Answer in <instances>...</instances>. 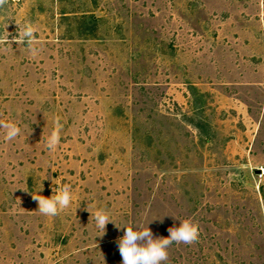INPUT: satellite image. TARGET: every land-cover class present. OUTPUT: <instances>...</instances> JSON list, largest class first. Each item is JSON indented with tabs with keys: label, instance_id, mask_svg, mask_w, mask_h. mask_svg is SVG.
<instances>
[{
	"label": "rangeland",
	"instance_id": "1",
	"mask_svg": "<svg viewBox=\"0 0 264 264\" xmlns=\"http://www.w3.org/2000/svg\"><path fill=\"white\" fill-rule=\"evenodd\" d=\"M0 41V123L21 128L0 127V264H121L101 207L158 237L196 222L167 264H264V0H7ZM65 183L40 214L29 192Z\"/></svg>",
	"mask_w": 264,
	"mask_h": 264
},
{
	"label": "clouds",
	"instance_id": "2",
	"mask_svg": "<svg viewBox=\"0 0 264 264\" xmlns=\"http://www.w3.org/2000/svg\"><path fill=\"white\" fill-rule=\"evenodd\" d=\"M7 0H0V8H3ZM7 28V25H5ZM19 39L14 37V42L23 44L33 56L37 55L39 49L36 47V29L31 22H25L16 35ZM4 41H0L2 43ZM11 43L13 41H10ZM0 127L6 129L5 138L12 141L21 133V128L14 122L0 123ZM62 125L57 121L55 129L46 139V146L48 150H54L60 143V131ZM24 191L28 192V189ZM43 191V184L33 189L29 194L33 201L38 205V212L45 216H56L60 211L67 209L73 201L72 186L70 184H63L53 190L50 197H45L40 193ZM85 210L89 211L88 207ZM90 212V211H89ZM95 220V226L99 230V237L106 234V226L108 223H113L114 226L123 232L122 236L116 238V246L121 256V264H167L168 249L175 244L191 245L198 242L200 232L199 226L190 218L178 219L174 216L173 219L179 220V226L168 228L169 235L167 237L155 236L152 230L142 224L130 225L128 223L118 224L111 218L105 208H98L94 213L90 212ZM158 219V218H157ZM163 223V219L159 218Z\"/></svg>",
	"mask_w": 264,
	"mask_h": 264
}]
</instances>
